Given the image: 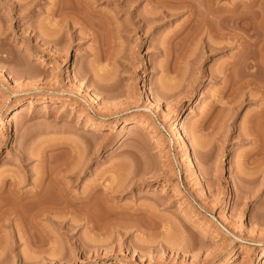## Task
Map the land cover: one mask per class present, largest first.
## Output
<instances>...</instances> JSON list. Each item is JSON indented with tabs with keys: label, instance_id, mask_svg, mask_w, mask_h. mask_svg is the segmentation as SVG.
Returning a JSON list of instances; mask_svg holds the SVG:
<instances>
[{
	"label": "rangeland",
	"instance_id": "rangeland-1",
	"mask_svg": "<svg viewBox=\"0 0 264 264\" xmlns=\"http://www.w3.org/2000/svg\"><path fill=\"white\" fill-rule=\"evenodd\" d=\"M84 1L109 23L56 47L57 0H0V181L30 194L46 180L45 211L24 201L0 217V264H264V165L249 137L253 124L264 135L263 102L254 86L224 90L219 72L238 48L207 52L183 11L139 32L134 9Z\"/></svg>",
	"mask_w": 264,
	"mask_h": 264
},
{
	"label": "bare ground",
	"instance_id": "bare-ground-1",
	"mask_svg": "<svg viewBox=\"0 0 264 264\" xmlns=\"http://www.w3.org/2000/svg\"><path fill=\"white\" fill-rule=\"evenodd\" d=\"M66 1L70 3L66 5L67 4V3L65 4ZM116 1L118 3L119 10H120V7L122 6L125 8H128L129 11L134 9L136 13V17L131 18L132 20L128 22L127 27L129 26V28L136 29L139 32L144 31V29L147 28L149 25H154L164 19L176 16V15L178 16V14L182 13L183 11L188 14V20H187L186 26L182 29V32L186 31L188 28L191 27L190 28L191 37L194 40L199 38L200 41H202L201 43H203L202 46L207 52L218 53V52L225 51L228 48H232L234 46L235 48L237 47L238 53L234 57H232L229 62H225V64H223V66L221 67V70L219 71L222 73L221 75L225 76V79H226V82L224 84L225 85L224 90L225 89L229 90L230 88L231 89L238 88V90L241 89L242 91L244 90L242 89V87L254 86L256 92L258 93V94L255 93L257 95L255 97L260 98V100L263 102V105L260 111L254 114L255 116L253 117L252 121H254L255 119L256 120L260 119L264 121L263 120L264 119V78L263 77L261 78V76H264V75L259 74L260 76H257L258 73H261V72H262L261 74H264V8L262 10V8L260 7L262 3L259 5L258 0H251L250 2H248L247 0H232L229 6H226V5L220 6L217 0H116ZM144 2H148V4L151 5V8H152L151 12L143 13L138 10L140 5ZM90 6L91 5L90 4L88 5L84 0H57L54 6L52 22L50 24L52 36L55 39L53 40V42L54 41L56 42V40H60L58 38H61L62 36H67V37L68 35L72 36L73 35L72 31L76 30L77 26L80 27L79 28L80 34L84 32V35L86 34L90 36L91 38L92 37L95 38V36L97 37L98 36L97 34H100L99 32L104 30L103 27L107 26V24L109 23L108 21H106L108 17H105L106 15L102 16V14L100 15L99 12L97 13L93 9V7H90ZM100 16H102L101 18L103 21L102 20L100 21L101 19ZM131 16H133L132 13H131ZM99 21L101 23H99ZM80 36H83V35L81 34ZM204 36H206L209 39L211 37L212 39L216 38L218 42L217 41L215 42L211 39L206 42L203 39H201V38H204ZM56 44L57 43H55V46L57 47ZM31 59L33 60L34 58L30 56L29 60ZM235 69H238V73H233ZM22 72L23 74H25V71H22ZM217 74L219 76L218 72ZM258 78L261 80H258ZM238 85L240 86V88L236 87ZM253 97H254V94L250 98H253ZM191 113L192 111L189 110V114L185 118H188L191 115ZM183 120H184V115L183 116L178 115L176 118V124H177L176 132H177V136L180 138L183 137V133L185 131ZM252 121L251 123H253ZM88 123L92 124V122L90 121ZM203 124L201 123V125L195 126V131L202 128ZM253 126L249 130L250 132L249 137L252 138L255 144L254 155L257 158L255 161L256 162L258 161V163L260 162V164L264 165V135L263 133H261L260 130H257L255 126H254L255 130H254ZM0 129H1V126H0ZM8 180L0 181V217H6L7 215L8 216L14 215L17 212L20 213L19 204H21L24 201H28L31 207L33 208L36 207L34 208V210L37 209V206L38 207L40 206V204L42 203L40 200L43 194L41 192L43 191L42 189L45 186V185L43 186V184H45L46 180H44L45 182L39 181V183L36 184V188H37L36 192H32L30 194H23V193L20 194V192L18 191H20L19 184L21 183L18 184V182L16 181L13 182V180L12 181L9 180L8 182ZM244 182H246V180H244ZM59 183L54 182V185L56 184L55 186H57L56 190L58 188L60 189V190H57V193L63 197L64 194H66V190L65 188L62 189L61 188L62 185H60ZM125 183L127 182H124L123 185L129 184V183L127 184ZM120 185L121 184L119 183V185L116 186L118 189L114 187L116 192H119L120 190L122 192L123 185L121 186ZM130 185L132 184H129V186L127 185L126 186L127 188L124 186L125 187L124 190L129 189L128 187H130ZM18 186H19V189L17 190ZM95 187L98 188V185ZM90 192L91 194H89ZM90 192L87 193L88 194L87 197L84 196L86 197V199L84 200L83 198L84 201L82 200L83 202H80V204L82 203L81 205L82 207L85 206V204H87L88 206L90 200L94 199V196H96L95 194L93 196V193H94L93 190ZM7 199H9L10 202ZM4 201H8V202L5 203ZM46 207L50 209L51 206L50 207L46 206ZM43 209L44 208H42V210ZM89 209L90 208H88V210ZM42 210L40 208L39 212ZM11 211H15V212H12L14 214H9ZM113 211L110 212L109 210L111 214L115 213V211L114 212ZM184 212L185 214L183 213V215H192L186 209ZM43 213H46V212H43ZM90 215H91V212H90ZM149 216H151V218L152 217L155 218L152 214ZM149 216L147 215L148 218H150ZM190 217H191L189 219L191 221L190 225L192 226L195 225L196 227L198 226V228L200 227L198 229L199 235L207 236L213 233L210 227L208 226L201 227L199 226L201 225V223H199L200 221L198 222V220L193 216H190ZM87 219H88V216H87ZM90 220H91V216H90ZM90 220H87V221H90ZM192 237L190 236L189 238H192ZM191 241H194V240L192 239ZM191 241H190L189 247H193L191 245L192 243ZM55 257L57 258L56 255Z\"/></svg>",
	"mask_w": 264,
	"mask_h": 264
}]
</instances>
